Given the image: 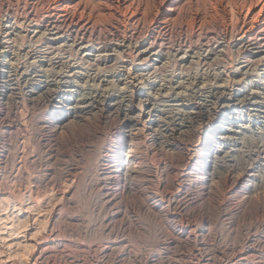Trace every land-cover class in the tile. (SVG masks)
<instances>
[{
	"label": "rangeland",
	"instance_id": "rangeland-1",
	"mask_svg": "<svg viewBox=\"0 0 264 264\" xmlns=\"http://www.w3.org/2000/svg\"><path fill=\"white\" fill-rule=\"evenodd\" d=\"M52 1L0 0V28L5 25L0 40L10 26L16 44L0 43V92L6 93L0 95V264H30L39 247L45 253L38 264H264V193L244 196L242 205L240 187L229 192L230 179L225 181L245 169L264 173V65H245L237 45L213 41V32L227 40L224 25L235 22L250 0H174L172 15L165 17L162 10L172 0H79L81 6L72 7L65 25L52 15L58 0ZM33 18L57 21L63 31L49 34L42 26L34 32L29 26L36 23ZM67 29L73 30L72 37ZM79 29L88 44L78 45ZM50 36L53 47L47 48ZM138 49L152 64L136 57ZM133 79L138 90L159 97L150 106L160 119L157 128L150 129L140 95H133L125 109L107 106L130 89ZM251 90L260 95L248 105L225 108L219 103L229 91L242 98ZM84 96H91L86 98L91 105L65 119L62 106ZM197 101L206 102L207 109L189 113ZM219 114L222 119L233 116L228 136L236 152L227 167L221 162L222 176L209 188L208 167L195 150L207 141ZM181 115L183 126L178 124ZM122 144L138 152L133 156L126 150L122 157L129 161L133 156L135 172L130 174L116 159Z\"/></svg>",
	"mask_w": 264,
	"mask_h": 264
},
{
	"label": "bare ground",
	"instance_id": "bare-ground-1",
	"mask_svg": "<svg viewBox=\"0 0 264 264\" xmlns=\"http://www.w3.org/2000/svg\"><path fill=\"white\" fill-rule=\"evenodd\" d=\"M37 1V0H36ZM50 1V0H49ZM52 1V0H51ZM82 1V0H81ZM88 2H89V0H87ZM164 1V0H163ZM165 1H167V0H165ZM171 1V0H170ZM242 1V0H241ZM247 1V0H246ZM245 1V2H246ZM24 2V1H23ZM40 2V1H39ZM53 2V1H52ZM56 2H57V0H56ZM132 2V1H131ZM216 2V1H215ZM7 3V2H6ZM45 3H47V2H45ZM98 3V2H97ZM107 3V2H106ZM172 3V4H171ZM171 3L170 4H168L165 8H164V10H162L163 11V14H162V17L165 15H172V13H173V8H172V6H173V3H174V0H172L171 1ZM234 3V2H233ZM41 4V3H40ZM48 4V3H47ZM46 4V5H47ZM51 4V3H50ZM105 4V3H104ZM163 4V3H162ZM236 4V3H235ZM249 5L247 6L246 4V6H247V9L246 10H243V11H245V12H242V15H240L239 16V18L238 19H236V21L234 22L233 21V19H230L229 20V18H228V22L226 23V25H224V27H225V29L228 31H226L227 33H228V38H227V40L226 41H223L222 39L224 38V36H225V34H223V35H221V36H219L218 34H216L215 32H213V38L215 37V40H213L215 43H217V45L218 46H220V45H223V46H226V47H233V46H235V45H237L239 48H237L236 46H235V48H236V50H237V56L238 57H240V58H242V62H246L247 64H245V65H248V64H252V65H264V0H250V2L248 3ZM2 5V4H1ZM8 5V4H7ZM89 5V4H88ZM106 5V4H105ZM41 6H43V4L41 5ZM40 6V7H41ZM45 6V5H44ZM81 5H80V2H79V0H58V4H55L54 5V8H53V5H52V7H51V13H52V15L54 14V13H56L57 14V17H59V18H61V20L63 21V23H64V25H65V23L68 21V18H69V15L70 14H72V13H69V12H71V9H72V7H73V9H78L79 7H80ZM85 6V5H84ZM94 6V5H93ZM238 6V5H237ZM242 6V5H241ZM96 7V6H95ZM105 7V6H104ZM234 7V6H233ZM2 8V7H1ZM24 8H26V7H24ZM39 8V7H38ZM43 8V7H42ZM120 8V7H119ZM245 8V7H244ZM86 9V8H85ZM92 9V8H91ZM95 9V8H94ZM97 9H98V7H97ZM16 10V9H15ZM38 10L39 9H37L36 11L38 12ZM46 10V9H45ZM49 10V11H50ZM231 10H232V8H231ZM18 11V10H17ZM72 11H74L75 12V10H72ZM83 10H81V12H82ZM90 11V10H89ZM91 11H93V10H91ZM90 11V12H91ZM233 11V10H232ZM42 12H43V10H42ZM46 12V11H45ZM95 11H93L92 13H94ZM104 12V11H103ZM21 13V12H20ZM34 13H36V12H34ZM40 13V12H39ZM102 13V12H101ZM234 13V12H233ZM3 14H5V13H3ZM43 14V13H42ZM95 14V13H94ZM159 14V13H158ZM179 14V13H178ZM9 15V14H8ZM31 15V14H30ZM48 15V14H47ZM96 15H98V14H96ZM101 15V14H100ZM136 15V14H135ZM227 15V14H226ZM230 15V14H229ZM234 15H235V13H234ZM234 15H232V16H234ZM41 16V15H40ZM164 16V17H165ZM177 16V15H176ZM231 16V17H232ZM9 17V16H8ZM11 17V16H10ZM29 17V16H28ZM34 18H35V14H34V16H33ZM37 17V16H36ZM74 17H75V15H74ZM90 17V16H89ZM25 18V17H24ZM33 18V19H34ZM235 18H237V17H235ZM37 19V18H36ZM41 19H43V16H42V18ZM40 18H39V20H41ZM16 20H17V18H16ZM60 20V19H59ZM88 20H90V19H88ZM96 20V19H95ZM137 20V19H136ZM167 20V19H166ZM235 20V19H234ZM4 21V20H3ZM33 21H35L36 23H34V22H32V21H30V25L29 26H31V27H34V32H35V30H37V28H39V27H42V26H46L47 28V30L49 31L48 33L49 34H57V33H59V34H61V31H63L62 30V28H63V26L62 25H60V24H58L57 23V21H53V20H51L50 19V21H46V22H43V21H38V20H33ZM171 21V20H170ZM23 22H24V20H23ZM73 22V21H72ZM71 22V23H72ZM86 22V21H85ZM22 23V22H21ZM28 23V22H27ZM62 23V24H63ZM69 23H70V21H69ZM68 23V24H69ZM91 23V22H90ZM225 23V22H224ZM73 24H75V23H73ZM88 24V23H87ZM78 25V22L75 24V26H77ZM83 25H84V23H83ZM82 25V26H83ZM92 25V24H91ZM2 26H5V25H2L1 24V30H4L3 29V27ZM9 26V25H8ZM28 26V25H27ZM68 26V25H67ZM72 26V25H71ZM70 26V27H71ZM10 27V26H9ZM9 27H7V28H5V30H6V32H7V35L5 34L3 37H4V39H1L0 40V43L4 46V47H13L14 45H16L15 43L13 44V42L12 41H14L13 39H12V37L10 36L11 34H10V28ZM13 26H11V28H12ZM90 27V26H89ZM92 27H93V25H92ZM138 27V26H137ZM145 27V26H144ZM28 28V27H27ZM67 28V27H66ZM76 28V27H75ZM78 28V27H77ZM86 28V27H85ZM81 29V28H80ZM79 29V33H80V38H78V39H80V42L78 43V45H82V44H84V43H87L86 41H85V38H84V34H85V32H81V30ZM84 29V28H83ZM82 29V30H83ZM160 29V28H159ZM73 30H75L74 28H73ZM73 30H71V29H67L66 31L64 30V32H66L68 35H72L73 34ZM88 30V29H87ZM87 30H86V32H87ZM13 31V30H12ZM29 31V30H28ZM85 31V30H84ZM219 31H221V30H219ZM1 32V31H0ZM203 32V31H202ZM38 33V32H37ZM36 33V34H37ZM162 33V32H161ZM167 33V32H166ZM225 33V32H224ZM42 35H43V33H41ZM78 34V33H77ZM89 34H90V32H89ZM88 34V35H89ZM139 34H140V31H139ZM220 34H222V33H220ZM26 35V34H25ZM46 35V34H45ZM64 35V34H63ZM66 35V34H65ZM173 35V34H172ZM17 36V35H16ZM22 36H24V35H22ZM29 36V35H28ZM79 36V35H78ZM133 36V35H132ZM137 36V35H136ZM141 36V35H140ZM14 37V36H13ZM49 37V36H48ZM59 37V36H58ZM57 37V38H58ZM67 37V36H66ZM72 37V36H71ZM91 37V36H90ZM89 37V38H90ZM207 37V36H206ZM23 38V37H22ZM57 38H56V40H57ZM63 38V37H62ZM88 38V37H87ZM88 38V39H89ZM149 38V37H148ZM209 38H211V37H209ZM19 39H20V37H19ZM54 38H53V36H50V39H49V42L47 43V48L48 47H53L52 45H51V43H53L52 42V40H53ZM72 39V38H71ZM138 39V38H137ZM144 39V38H143ZM147 39V38H146ZM151 39V38H150ZM29 40V39H28ZM50 40H51V43H50ZM55 40V41H56ZM98 40V39H97ZM149 40V39H148ZM154 40V39H153ZM185 40H186V38H185ZM211 40V39H210ZM22 41V40H21ZM38 41H39V39H38ZM44 41V40H43ZM59 41V40H58ZM77 41V40H76ZM123 41V40H122ZM121 41V42H122ZM130 41V40H129ZM128 41V42H129ZM145 41V40H144ZM147 41V40H146ZM157 41V40H156ZM156 41H154V42H156ZM32 42H34V41H32ZM120 42V41H119ZM135 42V41H134ZM153 42V41H152ZM214 42H212L213 44H215ZM38 43V42H37ZM41 42H39L36 46L37 47H39V44H40ZM43 43H45V41L43 42ZM90 43H91V41H90ZM124 43V42H123ZM123 43L121 44V45H123ZM126 43V42H125ZM137 43V42H136ZM141 42H139V44H140ZM144 43V42H143ZM210 43V42H209ZM30 44V43H29ZM72 43H69V45H71ZM75 44V43H74ZM88 44V43H87ZM109 44V43H108ZM114 44V43H113ZM112 44V45H113ZM131 44V43H130ZM134 44V43H133ZM160 44V43H159ZM207 44V43H206ZM211 44V43H210ZM233 44H235V45H233ZM34 45V44H33ZM32 45V43L30 44V46H33ZM101 46H102V44H100ZM104 45V44H103ZM126 45H128V44H126ZM138 45V44H137ZM161 45V44H160ZM164 45V44H163ZM163 45H161V46H163ZM216 45V46H217ZM42 46H44V44L42 45ZM41 45H40V47H42ZM60 46V45H59ZM62 46V45H61ZM95 46H96V44H95ZM108 46V45H107ZM117 46H119V45H117ZM131 46V45H130ZM142 46H143V44H142ZM149 46V45H148ZM160 46V47H161ZM191 46V45H190ZM189 46V47H190ZM193 46V45H192ZM215 46V47H216ZM15 47V46H14ZM17 47V46H16ZM23 47H25V46H23ZM26 47H29L28 45L26 46ZM84 47H86V45H84ZM104 47V46H103ZM113 47V46H112ZM115 47V46H114ZM128 47V46H127ZM137 47V46H136ZM149 47H151V45L149 46ZM159 47V46H158ZM189 47H187L188 49H189ZM210 47V46H209ZM214 47V46H213ZM222 47V46H221ZM68 48V47H67ZM81 48V47H80ZM89 48V47H88ZM87 48V49H88ZM121 48V47H120ZM120 48H119V50H120ZM154 48V47H153ZM177 48V47H176ZM15 49V48H14ZM20 49V48H19ZM46 49V48H45ZM59 49V48H58ZM62 49V48H61ZM145 49V48H144ZM144 49H138L137 50V58H140V59H142V60H145V62L146 63H150V64H152L151 62H150V60H151V58L149 59V60H147V57H145L144 55L146 54V51H144ZM159 49V48H158ZM164 49V48H163ZM188 49H186V50H188ZM222 49V48H221ZM65 50V49H64ZM71 50V49H70ZM101 50V49H100ZM121 50H123V49H121ZM127 50V49H126ZM135 50V49H134ZM167 50V49H166ZM223 50V49H222ZM228 50H231V49H229L228 48ZM9 51V50H8ZM53 51V50H52ZM66 51V50H65ZM73 52H74V50H72ZM149 51V50H148ZM171 51V50H170ZM169 51V52H170ZM235 51V50H234ZM50 52V51H49ZM160 52V51H159ZM183 52V51H182ZM78 53V52H77ZM87 53V52H86ZM111 53V52H110ZM161 53V52H160ZM159 53V54H160ZM171 53V52H170ZM225 53V52H224ZM231 53H233L232 51H231ZM27 54V53H26ZM36 54V53H35ZM40 54V53H39ZM38 54V55H39ZM55 54V53H54ZM60 54V53H59ZM62 54V53H61ZM128 54V53H127ZM134 54H135V52H134ZM163 54V53H162ZM166 54V53H165ZM74 55V54H73ZM108 55H109V53H108ZM123 55V54H122ZM136 55V54H135ZM183 55H184V53H183ZM223 55V54H222ZM22 56V55H21ZM27 56H29V55H27ZM26 56V57H27ZM39 56H41V55H39ZM79 56V55H78ZM118 56H121V55H118ZM159 56V55H158ZM163 56V55H162ZM174 56V55H173ZM181 56V55H180ZM224 56V55H223ZM52 57V56H51ZM56 57V56H55ZM170 57V56H169ZM175 57V56H174ZM233 57V56H232ZM21 58V57H20ZM57 58H59V56L57 57ZM82 58V57H81ZM134 58L135 57H133V59L132 60H134ZM168 58V57H167ZM179 58V57H178ZM206 58V57H205ZM222 58V57H221ZM220 58V59H221ZM41 59V58H40ZM43 59V58H42ZM52 59V58H51ZM155 59V58H154ZM207 59V58H206ZM205 59V60H206ZM214 59H216V57L214 58ZM213 58H212V60H214ZM219 59V58H218ZM224 59V58H223ZM17 60V59H16ZM23 60V59H22ZM34 60V59H33ZM106 60V59H105ZM175 60V59H174ZM185 60V59H184ZM217 60V59H216ZM232 60H234L233 58H232ZM238 60V59H237ZM32 61V60H31ZM130 61V60H129ZM209 61V60H208ZM211 61V60H210ZM215 61V60H214ZM213 61V62H214ZM33 62V61H32ZM57 62V61H56ZM63 62V61H62ZM90 62V61H89ZM95 62V61H94ZM134 62H136V61H132V63L133 64H135ZM166 62V61H165ZM176 62H177V60H176ZM241 62V61H240ZM138 62H136V64H137ZM164 63V62H163ZM168 63V62H167ZM174 63V62H173ZM180 63V62H179ZM206 63V62H205ZM210 64L212 63V62H209ZM216 63V62H215ZM42 64V63H41ZM73 65V64H72ZM194 65V64H193ZM244 65V66H245ZM44 66V65H43ZM69 66H71V65H69ZM131 66V65H130ZM129 66V67H130ZM158 66V65H157ZM176 66V65H175ZM182 66V65H181ZM191 66V65H190ZM19 67V66H18ZM76 67V66H75ZM139 67H140V65H139ZM148 67V66H147ZM159 67V66H158ZM192 68V67H191ZM15 69V68H14ZM112 69V68H111ZM131 69V68H130ZM237 69V68H236ZM66 71V70H65ZM68 71V70H67ZM75 71V70H74ZM104 71V70H103ZM238 71V70H237ZM241 71H243L242 69H241ZM17 72V71H16ZM76 72H77V70H76ZM130 72V71H129ZM216 72V71H215ZM249 72V71H248ZM75 73V72H74ZM74 73H70L71 75H73ZM131 73H133V72H131ZM67 74V73H66ZM76 74V73H75ZM101 74V73H100ZM112 74V73H111ZM122 74V73H121ZM139 74V73H138ZM149 74V73H148ZM151 74V73H150ZM1 75V74H0ZM22 75V74H21ZM51 75V74H50ZM53 75V74H52ZM77 75V74H76ZM82 75V74H81ZM85 75V74H84ZM108 76L110 75V73H108L107 74ZM120 75V74H119ZM64 77H65V75H63ZM74 76V75H73ZM87 76V75H86ZM92 76V75H91ZM90 76V77H91ZM94 76V75H93ZM20 77V76H19ZM37 77V76H36ZM68 77V76H67ZM70 77V76H69ZM76 77V76H75ZM103 77V76H102ZM106 77V76H105ZM131 77V76H130ZM132 77H134V76H132ZM173 77V76H172ZM203 77V76H202ZM201 77V78H202ZM217 77H218V75H217ZM18 78V77H17ZM61 78H63V77H61ZM66 78V77H65ZM64 78V79H65ZM77 78V77H76ZM93 78V77H92ZM96 78H97V75H96ZM138 78V77H137ZM157 78V77H156ZM187 79V78H186ZM203 79V78H202ZM54 80H58V79H54ZM60 80H62V79H60ZM104 80V79H103ZM123 80V79H122ZM134 80V79H133ZM199 80V79H198ZM227 80V79H226ZM239 80V79H238ZM237 80V81H238ZM34 81V80H33ZM40 81V80H39ZM48 81V80H47ZM63 81H65V80H63ZM120 81V80H119ZM129 81V80H128ZM130 81H132V80H130ZM191 81V80H190ZM189 81V82H190ZM201 81V80H200ZM236 81V82H237ZM57 82H59V81H56V83ZM70 82V81H69ZM101 82V81H100ZM104 82H105V80H104ZM209 82V81H208ZM207 82V83H208ZM239 82V81H238ZM45 83V82H44ZM55 83V82H54ZM75 83V82H74ZM199 83V82H198ZM215 83V82H214ZM37 84H39V83H37ZM69 84V83H68ZM112 84V83H111ZM210 84V83H209ZM224 84H225V82H224ZM234 84V83H233ZM41 85V84H40ZM70 85V84H69ZM84 85V84H83ZM164 85V84H163ZM196 85V84H195ZM206 85V84H205ZM205 85H204V87H205ZM208 85V84H207ZM212 85H214V84H212ZM220 85V84H219ZM218 85V87H220ZM245 85V84H244ZM56 86H58V84L56 85ZM62 86V85H61ZM125 86V85H124ZM165 86V85H164ZM170 86V85H169ZM217 86V85H216ZM16 87V86H15ZM87 87V86H86ZM89 87V86H88ZM93 87V86H92ZM126 87V86H125ZM124 87V89H126ZM128 87V86H127ZM198 87V86H197ZM211 87V86H210ZM214 87V86H213ZM224 87V86H223ZM229 87H231V86H229ZM6 88V87H5ZM10 88V87H9ZM47 88V87H46ZM121 88V87H120ZM160 88V87H159ZM165 88H166V86H165ZM165 88H164V90H165ZM191 88V87H190ZM4 89V88H3ZM49 89H50V87H49ZM73 89V88H72ZM123 89V90H124ZM156 89V88H155ZM198 89H200V88H198ZM204 89V88H203ZM238 89V88H237ZM241 89H243V88H241ZM2 90V89H1ZM8 90V89H7ZM47 90H48V88H47ZM66 90V89H65ZM169 90V89H168ZM231 90V89H230ZM250 90V89H249ZM10 91V90H9ZM57 91V90H56ZM68 91V90H67ZM120 91V90H119ZM170 91H171V89H170ZM202 91V90H201ZM211 91V90H210ZM216 91V90H215ZM214 91V92H215ZM235 91V90H234ZM245 91V90H244ZM38 92V91H37ZM43 92V91H42ZM71 92V91H70ZM87 92V91H86ZM89 92V91H88ZM124 94V96L122 95V96H120L119 95V99L117 100V102L116 103H114V101H113V103L112 102H109L108 104H107V106H111L112 107V105H114V106H122L124 109H125V107H127L128 105H132V104H130V99H131V97H133V95L134 96H137V95H140L139 97H140V103H141V109H146L145 111L147 112V115H149L151 118H150V129H152L153 128V126L155 125V123L156 122H158L159 120H158V118H156V117H154L153 116V112L154 111H152V109L150 108V106L151 105H153L154 106V104L156 103L157 104V101H155L154 102V100H157L159 97H154V96H156L157 94H155L154 96L151 94V93H148V94H151V95H148V94H146L142 89L141 90H138L137 89V83H135V80L134 81H132V83H131V86H130V89H126V90H124V91H122ZM157 92V91H156ZM166 92H169V91H166ZM166 92H164V94L166 93ZM172 92V91H171ZM174 92V91H173ZM199 92V91H198ZM261 92V91H260ZM16 93V92H15ZM39 93V92H38ZM56 93V92H55ZM180 92H178V94H179ZM213 93V92H212ZM216 93V92H215ZM215 93H213V94H215ZM246 94H244L243 96H242V98H239L237 95H235V93L233 94V92L232 91H229L226 95H221V96H219L220 97V100H219V103L221 104V107H225V106H227V107H240V106H243V105H245V104H249L250 102H251V99L253 98V97H257L258 95H260L259 93H258V91H256V90H251V91H246L245 92ZM11 94H12V92H11ZM14 94V93H13ZM59 94V93H58ZM109 94V93H108ZM177 94V93H176ZM186 94V93H185ZM193 94V93H192ZM195 94V93H194ZM210 94V93H209ZM209 94H208V96H209ZM0 95H3L4 96V98H5V95H6V93H4L3 91L2 92H0ZM88 95V94H87ZM97 95V94H96ZM158 95H159V93H158ZM169 95V94H168ZM167 95V96H168ZM181 95V94H180ZM239 95V94H238ZM9 96V95H8ZM101 96V95H100ZM144 96V97H143ZM164 96H166V95H162V97H164ZM175 96V95H174ZM176 96H178V95H176ZM217 96V95H216ZM215 96V97H216ZM34 97V96H33ZM36 97V96H35ZM51 97V96H50ZM85 97V100H83V101H79V102H75V104L73 103V104H65L64 106H62V110L63 111H65V119L66 118H68V115L71 113V112H75V111H77V110H80V111H83L84 112V110L89 106V105H91L90 104V101H88V99H86V98H90L91 96H84ZM112 97V96H111ZM169 97V96H168ZM171 97V96H170ZM182 97V96H181ZM261 97V96H260ZM94 98V97H93ZM117 98H118V96H117ZM174 98V97H173ZM202 98V97H201ZM263 98V97H262ZM78 99H79V97H78ZM77 99V100H78ZM136 99H138V98H136ZM212 99V98H211ZM217 99H219V98H217ZM216 99V100H217ZM90 100V99H89ZM102 100V99H101ZM174 100V99H173ZM208 100H210V99H208ZM253 100H256V99H253ZM104 101V100H103ZM214 101V100H213ZM262 101V100H261ZM260 101V102H261ZM81 102V103H80ZM95 102V101H94ZM208 102V101H207ZM216 102V101H215ZM254 102V101H253ZM263 102V101H262ZM261 102V103H262ZM101 103H103L102 101H101ZM101 103H100V105H101ZM139 103V102H138ZM137 103V104H138ZM206 103V102H205ZM204 103V101L203 102H201V101H197V102H194V104H193V108H195V110H192V111H190L189 113H193V112H196V110H197V112H202V110H205V109H207V106H206V104ZM214 103V102H213ZM217 103V102H216ZM255 103H257V102H255ZM93 104V103H92ZM105 104V103H104ZM190 104V103H189ZM139 105V104H138ZM212 105V104H211ZM58 106V105H57ZM105 106H106V104H105ZM137 106V105H136ZM171 106V105H170ZM210 106V105H209ZM214 106V105H213ZM263 107H264V104L262 105ZM261 106V107H262ZM117 107V108H118ZM152 107V106H151ZM156 107H158V105L156 106ZM215 107V106H214ZM217 107V106H216ZM91 108V107H90ZM120 108V107H119ZM140 108V107H139ZM147 108H149L148 110H147ZM220 108V107H219ZM226 108V107H225ZM253 108V107H252ZM92 109V108H91ZM90 109V110H91ZM130 109V108H129ZM135 109H137V108H135ZM163 109V108H162ZM209 109H210V107H209ZM223 109V108H222ZM255 109V108H254ZM258 109V108H257ZM89 110V111H90ZM131 110V109H130ZM138 110V109H137ZM214 110V109H213ZM246 110V109H245ZM210 111V110H209ZM208 111V112H209ZM231 111V110H230ZM235 111V110H234ZM254 111V110H253ZM181 112V111H180ZM196 112V113H197ZM203 112H205V111H203ZM252 112V111H251ZM261 112V111H260ZM178 113V112H177ZM221 113H222V111H221ZM240 113H242V112H240ZM183 114V113H182ZM75 115V114H74ZM74 115H72V116H74ZM79 115V114H78ZM102 115V114H101ZM110 115V114H109ZM160 115V114H159ZM205 115V114H204ZM207 115V114H206ZM223 115V114H222ZM253 115V114H252ZM67 116V117H66ZM131 116V115H130ZM129 116V117H130ZM198 116V115H197ZM75 117H76V115H75ZM137 117L138 116H136L135 118L137 119ZM180 117V116H179ZM191 117V116H190ZM194 117V116H193ZM206 117V116H205ZM236 117V116H235ZM160 118V117H159ZM162 118V117H161ZM172 118V117H171ZM175 118V117H174ZM130 119V118H129ZM187 119V118H186ZM194 119V118H193ZM207 119V118H206ZM214 121H212V124H211V128L210 129H208L209 130V137H208V139H207V141L205 140V143H203V142H201V143H203V145H202V147H200L199 146V148H197L196 147V152L198 153V154H201L200 156H201V158H200V160L202 159V161H203V164H204V168H206V167H208L207 169H205L206 170V174H207V176H209V178L207 179L206 178V180H207V182L209 181V188H211L216 182L218 183V181H219V179L221 178V176H222V167L223 166H221V162H224L225 163V166L227 167V163L229 164V162H230V160L233 158V153L232 152H234L235 150L233 149V146H232V141L234 140H230V139H232V137H230V136H228L229 135V133L231 132V129L233 128L232 127V122H233V116H226V117H224V119H222V116H220V114H219V116L218 115H216L214 118ZM64 120V119H63ZM70 120V119H69ZM171 120H174V119H171ZM178 120V119H177ZM182 120H184V117H182V115H181V117H180V119H179V122L180 123H178V124H181L182 126L184 125V123L182 122ZM187 120H189V119H187ZM131 121V120H130ZM164 121V120H163ZM184 121H186V120H184ZM208 121V120H207ZM169 122H171V121H169ZM137 123H139V121L137 122ZM160 123H161V121H160ZM177 123V122H176ZM176 123H174V124H176ZM193 123V122H192ZM236 123V122H235ZM238 123V122H237ZM140 124V123H139ZM164 124V123H163ZM195 124V123H194ZM207 124H208V122H207ZM58 125V124H57ZM132 125V124H131ZM141 125H142V123H141ZM170 125V124H169ZM188 125V124H187ZM209 125V124H208ZM145 126H147V125H145ZM149 126V125H148ZM168 126V125H167ZM171 126V125H170ZM173 126V125H172ZM194 126V125H193ZM237 126V125H236ZM239 126V125H238ZM136 127V126H135ZM139 127V126H138ZM144 127V126H143ZM155 127V126H154ZM166 127V126H165ZM175 127V126H174ZM208 127V126H207ZM232 127V128H231ZM155 128H157V127H155ZM163 128V127H162ZM177 128H180V127H177ZM183 128V127H182ZM209 128V127H208ZM132 129V128H131ZM140 129V128H139ZM145 129H146V127H145ZM154 129V128H153ZM164 129V128H163ZM168 129V128H167ZM166 129V130H167ZM171 129H172V127H171ZM138 130V129H137ZM149 130V129H148ZM157 130V129H156ZM158 130H159V127H158ZM165 130V131H166ZM174 130V129H173ZM178 130V129H177ZM181 130V129H180ZM236 130V129H235ZM129 131H130V129H129ZM154 131V130H153ZM176 131V130H175ZM237 131V130H236ZM239 131V130H238ZM141 132V131H140ZM147 132V131H146ZM167 132V131H166ZM170 132V131H169ZM205 132V131H204ZM151 133V132H150ZM150 133L148 134V135H150ZM162 133V132H161ZM161 133H159V134H161ZM173 133H175V132H173ZM234 133V132H233ZM239 133V132H238ZM129 134V133H128ZM130 134H132L131 132H130ZM158 134V133H157ZM168 134V133H167ZM166 134V135H167ZM200 134V133H199ZM152 135H154V134H152ZM151 135V136H152ZM162 135V134H161ZM160 135V136H161ZM173 135V134H172ZM206 135V134H205ZM264 135V134H263ZM145 136V135H144ZM164 136V135H163ZM200 136V135H199ZM198 136V137H199ZM84 137V136H83ZM148 137V136H147ZM156 137V136H155ZM158 137V136H157ZM235 136H233V138H234ZM242 137V136H241ZM259 137H261V136H259ZM161 138V137H160ZM196 138V137H195ZM236 138V137H235ZM243 138H245V137H243ZM242 138V139H243ZM250 138V137H249ZM158 139V138H157ZM165 139H166V137H165ZM167 139H168V137H167ZM262 139V138H261ZM161 140V139H160ZM133 141V140H132ZM163 141H165L164 139H163ZM236 141V140H235ZM167 141H165V143H166ZM170 142V141H169ZM173 143H174V140L172 141ZM260 142H262V140L260 141ZM264 142V141H263ZM234 144V143H233ZM263 144V143H262ZM170 145V144H169ZM198 145H199V143H198ZM260 145V144H259ZM127 146V147H126ZM194 146V145H193ZM262 146V145H261ZM50 147V146H49ZM255 147V146H254ZM187 148V147H186ZM262 148V147H261ZM108 149V148H107ZM132 149H134V148H132V147H130L129 145H125V144H122V145H120L119 147H118V149H117V151H116V159L118 158L119 160H118V164H119V166H121L122 168H126L129 172V174L130 173H132V171L134 170V167H135V161H133V156L134 155H136L135 153L133 154V151H132ZM242 149V148H241ZM264 149V148H263ZM126 150H127V153L129 154V153H132L133 154V156H131V159L128 161V159H127V161H125V160H123V156H124V152H126ZM135 150V149H134ZM192 150V149H191ZM191 150H189V151H191ZM261 150V149H260ZM193 151V150H192ZM136 152V151H135ZM236 152V151H235ZM263 152V151H262ZM239 154H240V152H239ZM129 155H131V154H129ZM187 155V154H186ZM245 155V154H244ZM258 155V154H257ZM264 155V154H263ZM138 157V156H137ZM194 157V156H193ZM198 157V156H197ZM206 157V158H205ZM111 158V157H110ZM115 158V157H114ZM113 158V159H114ZM164 158V157H163ZM167 158V157H166ZM190 158V157H189ZM115 159V160H116ZM191 159V158H190ZM193 159V158H192ZM199 159V158H198ZM241 160V159H240ZM117 161V160H116ZM194 161V160H193ZM109 162V161H108ZM115 162V161H114ZM175 162V161H174ZM191 161L189 160V163H190ZM200 162V161H199ZM159 163V162H158ZM173 163V162H172ZM194 164V163H193ZM195 164H197V163H195ZM252 164V163H251ZM173 165V164H172ZM190 165V164H189ZM198 165V164H197ZM154 166V165H153ZM233 167V166H232ZM231 167V168H232ZM247 167V166H246ZM251 167V166H250ZM119 168V167H118ZM186 168V167H185ZM202 168V167H201ZM115 169H117V168H115ZM253 169H255L254 167H253ZM150 170V169H149ZM204 170V169H203ZM226 170V169H225ZM232 170H233V168H232ZM236 170V169H235ZM250 170V169H249ZM112 171H115V170H112ZM154 171V170H153ZM184 171H185V169H184ZM251 171V170H250ZM127 172V171H126ZM134 172H135V170H134ZM179 172V171H178ZM202 172V171H201ZM234 172V171H233ZM184 173V172H183ZM182 173V174H183ZM205 173V172H204ZM225 173V172H224ZM259 174H257V173H251V172H249L248 171V169H245L241 174H242V176L240 177V175L239 176H227V177H225L226 179H225V181L226 182H228L229 181V179H230V184H229V186H228V189L227 190H229V192H233V191H235V188H237V187H240V188H238V191L239 192H242V197L240 198L241 200H240V202L242 203V205H246V203H247V198L246 197H244V196H250L251 194H253V193H257V194H260V193H264V173H262V172H258ZM186 174V173H185ZM132 175V174H131ZM232 175V174H231ZM125 176V175H124ZM130 176V175H129ZM224 178V177H223ZM133 179V178H132ZM61 180V179H60ZM175 180V179H174ZM223 181V180H222ZM232 181H234V182H232ZM204 182H205V180H204ZM226 182H224V184H226ZM134 183V182H133ZM174 183V182H173ZM222 183V182H221ZM132 184V183H131ZM183 185H184V183H183ZM126 186V185H125ZM132 186H133V184H132ZM209 190V189H208ZM129 191V190H128ZM140 191V190H139ZM142 191V190H141ZM238 191H236V192H238ZM150 192V191H149ZM180 192V191H179ZM185 193V192H184ZM174 194V193H173ZM202 194V193H201ZM190 195V194H189ZM171 196V195H170ZM179 196V195H178ZM157 197V196H156ZM185 197V196H184ZM112 198V197H111ZM173 198H175V197H173ZM183 198V197H182ZM187 198V197H186ZM251 198V197H250ZM156 199V198H155ZM181 199V198H180ZM238 199V198H237ZM158 200V199H157ZM155 201V200H154ZM175 201V200H174ZM193 201V200H192ZM223 201V200H222ZM237 201V200H236ZM239 201V200H238ZM156 202V201H155ZM158 202V201H157ZM190 202V201H189ZM123 203V202H122ZM150 203V202H149ZM152 203V202H151ZM171 203V202H170ZM229 203V202H228ZM195 204V203H194ZM236 204V203H235ZM238 204V203H237ZM158 205V204H157ZM189 205V204H188ZM151 206L152 207H154L155 205H154V203L153 204H151ZM241 206V205H240ZM239 206V207H240ZM185 207V206H184ZM237 207V206H236ZM235 207V208H236ZM245 207V206H244ZM136 208V207H135ZM242 209V208H241ZM181 210V209H180ZM237 211H240V209L239 210H237ZM244 211V210H243ZM233 212V211H232ZM118 213V212H117ZM62 216V215H61ZM148 216V215H147ZM56 225V224H55ZM170 225V224H169ZM165 228V227H164ZM183 228V227H182ZM179 229V228H178ZM182 230V229H181ZM60 235H61V233H60ZM126 237V236H125ZM53 238V237H52ZM70 238V237H69ZM124 238V237H123ZM161 238V237H160ZM54 242V241H53ZM132 243V242H131ZM86 245V244H85ZM240 245V244H239ZM248 245H249V243H248ZM110 246V245H109ZM50 247V246H49ZM139 248V247H138ZM44 249V248H43ZM41 247H39V248H37V250L35 249V251L32 253V255H33V260H32V264H38V261L40 262V258L41 257H43V254L45 253V251L43 250ZM62 249V248H61ZM46 250V249H45ZM135 250V249H134ZM54 251V250H53ZM93 251V250H92ZM121 251V250H120ZM234 253V252H233ZM139 255V254H138ZM153 255V254H152ZM51 256V255H50ZM70 256V255H69ZM131 256V255H130ZM190 256V255H189ZM230 257V256H229ZM171 260V259H170ZM30 263V264H31ZM15 264V263H14ZM167 264V263H166ZM257 264V263H256Z\"/></svg>",
	"mask_w": 264,
	"mask_h": 264
}]
</instances>
